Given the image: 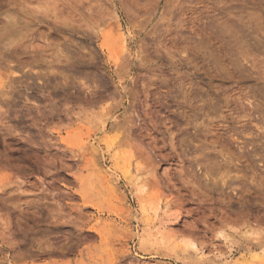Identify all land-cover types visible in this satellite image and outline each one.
Instances as JSON below:
<instances>
[{
	"label": "rangeland",
	"instance_id": "obj_1",
	"mask_svg": "<svg viewBox=\"0 0 264 264\" xmlns=\"http://www.w3.org/2000/svg\"><path fill=\"white\" fill-rule=\"evenodd\" d=\"M0 264H264V0H0Z\"/></svg>",
	"mask_w": 264,
	"mask_h": 264
},
{
	"label": "bare ground",
	"instance_id": "obj_2",
	"mask_svg": "<svg viewBox=\"0 0 264 264\" xmlns=\"http://www.w3.org/2000/svg\"><path fill=\"white\" fill-rule=\"evenodd\" d=\"M11 32H13V31H11ZM11 32H9V33L11 34ZM7 33H8V32H7ZM6 35H7V34H6ZM16 35H17V33L15 34V36H16ZM15 36H14V37H15ZM7 37H8V36H7ZM9 37H10V36H9ZM9 37H8V38H9ZM16 37H18V35H17ZM11 38H12V37H11ZM7 40H8V39H7ZM103 121H104V120H103ZM128 164H129V163H128ZM137 179H138V178H137ZM143 211H145V210L143 209ZM145 213H146V212H145ZM186 247H187V246H186ZM192 248H193V247H192ZM192 254H193V253H192ZM188 255H189V253H188Z\"/></svg>",
	"mask_w": 264,
	"mask_h": 264
}]
</instances>
